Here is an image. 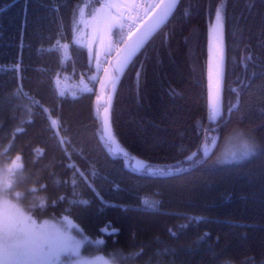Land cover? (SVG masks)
<instances>
[{"label":"trees","instance_id":"obj_1","mask_svg":"<svg viewBox=\"0 0 264 264\" xmlns=\"http://www.w3.org/2000/svg\"><path fill=\"white\" fill-rule=\"evenodd\" d=\"M100 1L0 0V166L20 174L23 203L39 219L67 218L105 239L117 264H264V0H180L124 70L111 73L114 89L99 77L93 93L60 97L58 74L98 70L95 54L74 39L80 9ZM221 5L225 91L210 123L209 33ZM59 42L70 44L66 63ZM237 131L255 154L216 164ZM133 157L169 174L139 170ZM143 197L159 208L143 207Z\"/></svg>","mask_w":264,"mask_h":264},{"label":"snow or ice","instance_id":"obj_2","mask_svg":"<svg viewBox=\"0 0 264 264\" xmlns=\"http://www.w3.org/2000/svg\"><path fill=\"white\" fill-rule=\"evenodd\" d=\"M177 3L178 0H152L151 4L143 6L146 9H151L150 14L145 11V16L149 19L154 16L155 20L153 24L149 26V29L138 38L134 45L126 46L123 50V56L120 55L121 50H117L118 59L116 67L113 69L114 72H122L124 66L130 61V58L134 55L137 48L143 43L144 35L152 28L162 24ZM132 7H141V5H138L136 0H131V3L123 4L115 2V0H113V2H104L99 8L94 10L91 21L80 22L90 24L94 33L102 31L103 35L108 37H110L113 28H118L120 30L118 35L122 40L125 35L124 30L127 28V35L130 40L136 32L140 31V27H135L133 30V26L136 24L139 14L135 16L126 14V11ZM222 7L223 5L215 9V23L211 26L212 47L209 66V100L212 115L210 117V123H213L214 118L220 114L219 75L224 56ZM113 9H115V12L112 11ZM122 9H124V11H122ZM126 20L131 21V23H125ZM248 59H251V57L249 56ZM99 68L100 65L97 57V69L99 70ZM105 80L112 85L113 89L115 88L117 77L110 75L107 68L104 69V79L100 81L101 88L106 86ZM213 82L215 83V89H213ZM108 111L109 109L106 107L104 109V133L106 140L111 142L113 140V133L110 128ZM56 123V121H52V125ZM205 139H207V137H205ZM60 142L64 143L63 139H61ZM123 154L128 156L127 152ZM254 154L255 146L245 140L241 158L246 159ZM195 156L196 153H192L187 156L186 159L194 160ZM233 158H235V154H233ZM16 160L19 161L20 157H17ZM132 160L135 168L139 170L146 169L151 175L169 174L165 168H153L151 165H145L134 157ZM15 166L16 168H22V164H16ZM8 171L10 175H15L11 170ZM85 179H87V177H85ZM73 183H75V181H73ZM8 195L7 191L0 192V264H63L60 258L66 253L75 257V259L70 260L68 264H117L115 258L109 261L101 257L93 259L82 257L79 253L80 243L72 240L71 236L67 234V230L64 232H61L59 229L50 231L46 226L37 225L35 221L20 208L18 203L19 194H15L17 201L15 203L8 199ZM61 199H63V197H61ZM80 203H86V201H80ZM157 204V201L151 199L144 200V206L146 208H155ZM40 206L42 207L43 203ZM71 226L75 227V225ZM139 255L140 253L132 254L133 257ZM122 259L129 261L131 258L122 257Z\"/></svg>","mask_w":264,"mask_h":264},{"label":"rangeland","instance_id":"obj_3","mask_svg":"<svg viewBox=\"0 0 264 264\" xmlns=\"http://www.w3.org/2000/svg\"><path fill=\"white\" fill-rule=\"evenodd\" d=\"M104 2H113V0H101L98 4H95V5L93 4L92 6L90 5L88 6V4H86L80 9L78 29L76 33L77 35L75 36V39H74L75 44L81 45L83 47L88 46L90 50L91 58L95 54V68L96 69H97V57H98V62L100 65L99 70L104 68L107 56L110 54V51L112 50L113 45L120 38V36L117 34H116V37L114 36L115 30H118V28H113L111 31L110 37H108V36H104L102 31L94 33L93 28L90 24L82 23L80 21H91L92 15H90L89 13L93 14L94 10L99 8L101 4ZM115 2H119L123 4V3H131V0H115ZM136 3L138 4V0H136ZM151 3H152V0H150V4ZM140 10H141V7H132L126 11V14L135 16L140 13ZM112 11L115 12V9H113ZM122 11H124V9H122ZM150 12H151V9L149 8L148 13L150 14ZM212 25H214V23ZM223 44H224V33H223ZM57 46L59 47V50H61L62 56L64 58V62L66 63L69 59H71L70 46L63 42H59V45ZM211 47H212V34H211V27H210L209 49H208V60L209 61H211ZM116 64H117V61L115 62L114 67H116ZM116 74L118 75L117 72ZM80 75L81 73L74 74L73 77H69V74L65 72L58 74L54 78V82H53L54 87L57 91V95L60 97L68 96L72 98L82 95L81 92H77V90L74 89L75 86L72 87V85L80 79L79 78ZM52 121L57 122L55 125H53V128L55 129L56 133L59 134L60 141L61 139H63L64 141V143H62L63 146H66L65 139L62 137L60 129H59L60 127L59 120L52 118L51 123ZM240 135H241V132L239 133V131H237L236 133H233L231 136L227 138V140L224 142L223 150H221V153L218 155L219 157L216 160V164L218 165L231 164V163H234L233 160L239 159L241 157V153L243 152V143L246 139L242 138ZM248 142L250 143V141ZM233 154H235V158H233ZM6 167L7 168H3V166H0V192L7 191V193L9 194L8 199L12 200L14 203L17 202L15 198V194H19L18 203H19L20 208H22L23 211L28 216H30L37 225L46 226L50 231H55L59 229L61 232H64L65 230H67V234L71 236L72 240L80 243L81 246L79 249V253L82 257H86L89 259L101 257L105 260H109V261L112 260L111 257L107 256L104 253V251L106 250V244H107L105 239H102V238L93 239L90 236L82 234L79 227L73 221L67 220V219H55V218L39 219L37 215H35L32 210L28 209L26 207V204L23 203L22 201V199H24V196L20 188V185L22 184L21 178L19 177L20 174L17 173L15 175H10L8 170H11L14 173L16 170H13L11 166L8 167V165H6ZM80 175L81 176L85 175V173L81 172ZM146 199H151V198L143 197L142 198L143 205H144V200ZM151 200L158 202V200H155V199H151ZM156 208H159V202L155 208H150V209H156ZM71 225H75V227H72ZM60 259L63 262V264H68V262L72 259H75V257H72L70 254L66 253V254H63Z\"/></svg>","mask_w":264,"mask_h":264},{"label":"water","instance_id":"obj_4","mask_svg":"<svg viewBox=\"0 0 264 264\" xmlns=\"http://www.w3.org/2000/svg\"><path fill=\"white\" fill-rule=\"evenodd\" d=\"M179 2H180V0H178V3L176 4L174 9L171 11V13L167 16V18L164 20V22L162 24L152 28L150 31L147 32L146 35H144L143 43L137 48L136 52L150 39V37L157 30H159L162 26H164V24L170 19V17L173 14V12L176 10ZM154 20H155L154 16L151 19L146 18L144 23L142 24V26H140V31L136 32L135 35H133L130 40L128 39L125 43L122 44V46L118 49V50H121L120 51V55L121 56H123V54H124L123 50L126 48V46L134 45L135 42L138 40V38H140L142 36V34H144L146 32V30L149 29V26H151L153 24ZM223 52H224V56H223L222 65L220 67V75H219V84H220V88H219V103H220V111L222 110V107H223V96H224V91H225V72H226L225 43L223 44ZM117 59H118V57H117V52H116L112 56V58L110 59L109 63L106 66V68L108 69L110 75H112L111 73L114 72L113 71V69L115 68L114 64L117 61ZM130 60H131V58H130ZM126 65L124 66V68L126 67ZM209 66H210V61H208V83H207L208 96H210V90H209ZM114 74H116V73L114 72ZM101 77H102V79H104V71H103ZM214 80H215V76H214ZM106 82H108V81L106 80ZM213 89H215V83L214 82H213ZM208 103H209V109L211 110V104H210L209 98H208Z\"/></svg>","mask_w":264,"mask_h":264},{"label":"built area","instance_id":"obj_5","mask_svg":"<svg viewBox=\"0 0 264 264\" xmlns=\"http://www.w3.org/2000/svg\"><path fill=\"white\" fill-rule=\"evenodd\" d=\"M148 1L149 0H138V5H141V10H140L137 22L133 26V30L135 29V27H140L144 23L145 19L147 18L145 16V11H147V10L143 6L147 5ZM126 22L127 23H131V21H126ZM124 32H125V35H124L123 40L121 38H119V40L116 42L117 44L115 43L113 45V48L110 51V54L106 58V62H105L104 68L98 70L96 72L95 76H93V77H87L84 74H81L79 76L80 79L78 78L79 80L72 85V87L75 86L74 89H76L77 92H81V94H83V93H93L94 92L93 82L96 81L102 75L104 69L106 68V66L109 63V61L112 58V56L117 52V50L122 46V44L125 43L128 40V35H127L128 29L125 28ZM67 74H69V77H73V75L76 74V73L74 71V72L67 73ZM62 90H63V88H62Z\"/></svg>","mask_w":264,"mask_h":264},{"label":"flooded vegetation","instance_id":"obj_6","mask_svg":"<svg viewBox=\"0 0 264 264\" xmlns=\"http://www.w3.org/2000/svg\"><path fill=\"white\" fill-rule=\"evenodd\" d=\"M108 154H109V156L111 157V158H113V159H115V160H118V159H120L121 158V155L117 152V151H115V150H108ZM69 157H70V160L71 161H73L72 162V165H70V167H76V168H79V165L74 161V159L71 157V155L69 154ZM87 160H88V162L90 163V165L91 166H95L92 162H90L89 161V159L87 158ZM94 162V161H93ZM94 168H96V167H94ZM133 171H135V172H137L138 174L140 173V172H138L137 170H135V169H133ZM80 201H78V200H75V203H79Z\"/></svg>","mask_w":264,"mask_h":264},{"label":"crops","instance_id":"obj_7","mask_svg":"<svg viewBox=\"0 0 264 264\" xmlns=\"http://www.w3.org/2000/svg\"><path fill=\"white\" fill-rule=\"evenodd\" d=\"M117 31H119V29L117 30ZM76 33H77V31H76ZM117 34V33H116ZM77 35V34H76ZM75 35V36H76ZM116 37V36H115ZM116 39V38H115ZM57 45H59V43L57 44ZM67 45H69L70 46V44H67ZM86 47H88V46H86ZM57 48L59 49V47L57 46ZM71 54V53H70ZM70 60V59H69ZM65 63V62H64Z\"/></svg>","mask_w":264,"mask_h":264}]
</instances>
